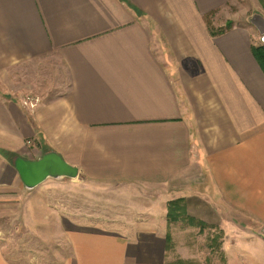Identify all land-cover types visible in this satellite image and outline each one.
I'll use <instances>...</instances> for the list:
<instances>
[{"label":"crops","instance_id":"obj_1","mask_svg":"<svg viewBox=\"0 0 264 264\" xmlns=\"http://www.w3.org/2000/svg\"><path fill=\"white\" fill-rule=\"evenodd\" d=\"M237 1L0 0V174L21 183L4 152L52 150L85 181L185 192L206 225L264 229V16L216 35L206 22ZM44 61L68 88L29 121L23 68ZM67 223L61 264L165 263V228ZM0 264L17 263L0 249Z\"/></svg>","mask_w":264,"mask_h":264},{"label":"rangeland","instance_id":"obj_2","mask_svg":"<svg viewBox=\"0 0 264 264\" xmlns=\"http://www.w3.org/2000/svg\"><path fill=\"white\" fill-rule=\"evenodd\" d=\"M222 10L207 20L215 30L234 22L261 23L264 0H239ZM257 40L259 44V36ZM23 70L25 81L34 86L26 98L51 100L68 88L58 63L44 61ZM23 110L32 120V111ZM25 143L33 144L32 140ZM186 196L168 188L90 182L80 176L48 179L27 191L22 183L12 184L0 174V249L12 263L61 264L70 251L64 228L72 221L129 235L144 228H165L169 239H165L164 264H264V229L242 218L228 225H206L189 214ZM169 209L182 218L170 222Z\"/></svg>","mask_w":264,"mask_h":264},{"label":"water","instance_id":"obj_3","mask_svg":"<svg viewBox=\"0 0 264 264\" xmlns=\"http://www.w3.org/2000/svg\"><path fill=\"white\" fill-rule=\"evenodd\" d=\"M18 173L23 187L27 191L41 185L48 179H76L79 177L77 168L68 164L55 151H45L41 158L32 161L13 156L9 163Z\"/></svg>","mask_w":264,"mask_h":264},{"label":"trees","instance_id":"obj_4","mask_svg":"<svg viewBox=\"0 0 264 264\" xmlns=\"http://www.w3.org/2000/svg\"><path fill=\"white\" fill-rule=\"evenodd\" d=\"M210 16V15H209ZM206 17V19L208 20V17ZM207 22V21H206ZM208 23V22H207ZM230 26H227V28L225 29H221V30H213L211 28H209V31L211 33V35H216V34H220V33H223L226 29H228ZM252 53H253V56L256 60V62L258 63L259 67L261 68L262 71H264V46H258V47H253L252 49ZM2 156L4 157V159L10 163V159L12 156H15L13 154H10V153H2ZM184 212H182L181 214H183ZM168 217H169V221L170 222H176L177 220H180L182 218L179 217L178 215H172V213L170 212V209H169V214H168ZM192 224V223H191ZM166 241L169 239L168 236L165 238Z\"/></svg>","mask_w":264,"mask_h":264},{"label":"built area","instance_id":"obj_5","mask_svg":"<svg viewBox=\"0 0 264 264\" xmlns=\"http://www.w3.org/2000/svg\"><path fill=\"white\" fill-rule=\"evenodd\" d=\"M36 106L37 100H31L27 98L21 102V107L29 111H32Z\"/></svg>","mask_w":264,"mask_h":264}]
</instances>
